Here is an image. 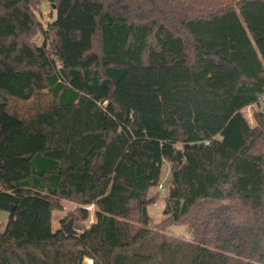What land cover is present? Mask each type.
I'll return each instance as SVG.
<instances>
[{
  "label": "trees",
  "instance_id": "obj_1",
  "mask_svg": "<svg viewBox=\"0 0 264 264\" xmlns=\"http://www.w3.org/2000/svg\"><path fill=\"white\" fill-rule=\"evenodd\" d=\"M0 209V264H264V0H0Z\"/></svg>",
  "mask_w": 264,
  "mask_h": 264
},
{
  "label": "rangeland",
  "instance_id": "obj_2",
  "mask_svg": "<svg viewBox=\"0 0 264 264\" xmlns=\"http://www.w3.org/2000/svg\"><path fill=\"white\" fill-rule=\"evenodd\" d=\"M36 14L37 17L44 23L45 26L48 25L49 22H51L55 17H56V9L54 7V5L49 2V1H42L40 4H38V6L36 7ZM35 41L38 44H42L44 42V37L41 33H37L34 36ZM85 98V96L83 97V99ZM38 104H45L44 101L42 100H38L36 98H33L31 100H16V99H11L10 100V106L12 107L13 105H16L20 114L23 116H29L34 110L37 109ZM261 110V104L256 103L253 105H249L247 107H245L242 112H241V117L244 121H246L250 126H256L258 121L257 118L255 116L256 112ZM76 134L79 133L80 131V123L76 122ZM220 138H222L221 135H219ZM76 140H74L73 142H70V145L68 146L67 149V157L64 160V165H63V177L61 180V184H60V191L61 192H65V190L67 189L68 186V179H69V169L71 166V162H72V156H71V151L73 148V145L75 144ZM163 178L162 181L164 183V185H168L170 176H171V172H170V164L168 162H165L164 164V168H163ZM151 193H159V199L158 201L149 206V213L151 216V221H150V227H153L161 222L164 221L165 219V215L163 213V210L165 208L166 205V197H167V190L166 191H162L160 190L159 185L157 187L152 188ZM63 205L64 208L62 209H56L53 211V216H52V227L53 230H56L58 228H61L63 223L68 222L70 219L73 220V227L76 228L78 227V225L82 222V221H78V223H74V218L70 216V213L73 212L75 210V208L77 207V205L74 202L71 201H63ZM91 211V216L88 220H86L85 222H83L86 225H89L91 222H93L94 220V208L89 209ZM10 219V213L9 211L6 210H1L0 209V230L3 231L5 230L8 222ZM78 230V229H77ZM165 231L167 233L170 234H174L177 236H181L183 238L186 239H191L192 238V234L191 232L188 230L187 225L185 224H172L169 225ZM93 261L90 258H86L84 260V264H92Z\"/></svg>",
  "mask_w": 264,
  "mask_h": 264
},
{
  "label": "water",
  "instance_id": "obj_3",
  "mask_svg": "<svg viewBox=\"0 0 264 264\" xmlns=\"http://www.w3.org/2000/svg\"><path fill=\"white\" fill-rule=\"evenodd\" d=\"M11 209L13 210L14 207L12 206ZM61 228L67 233V234H76L78 231L73 227V220L70 219L68 222L63 223Z\"/></svg>",
  "mask_w": 264,
  "mask_h": 264
},
{
  "label": "built area",
  "instance_id": "obj_4",
  "mask_svg": "<svg viewBox=\"0 0 264 264\" xmlns=\"http://www.w3.org/2000/svg\"><path fill=\"white\" fill-rule=\"evenodd\" d=\"M159 187H160V190H162V191L166 190V187H165L163 182H160ZM92 208H93V205L88 206V209H92Z\"/></svg>",
  "mask_w": 264,
  "mask_h": 264
}]
</instances>
